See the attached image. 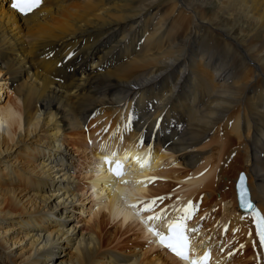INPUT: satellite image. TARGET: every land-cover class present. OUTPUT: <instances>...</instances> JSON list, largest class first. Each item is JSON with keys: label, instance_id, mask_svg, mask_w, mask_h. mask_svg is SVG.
Masks as SVG:
<instances>
[{"label": "bare ground", "instance_id": "obj_1", "mask_svg": "<svg viewBox=\"0 0 264 264\" xmlns=\"http://www.w3.org/2000/svg\"><path fill=\"white\" fill-rule=\"evenodd\" d=\"M3 2L0 90L14 99L0 104V264H181L133 208L207 168L188 194L215 263L263 264L233 210L242 171L264 213V0H43L25 17ZM137 136L180 165L153 173L170 182L126 187L94 166L108 141Z\"/></svg>", "mask_w": 264, "mask_h": 264}, {"label": "snow or ice", "instance_id": "obj_2", "mask_svg": "<svg viewBox=\"0 0 264 264\" xmlns=\"http://www.w3.org/2000/svg\"><path fill=\"white\" fill-rule=\"evenodd\" d=\"M41 3V0H14L13 7L17 9L20 13L27 15L33 9L38 7ZM106 131V130H105ZM123 137H121V141ZM137 146H139L137 144ZM106 147V146H102ZM117 155V152H112L111 156L114 158ZM136 162L140 164L141 168L147 167L150 165L151 157L135 158ZM104 163L108 165L109 171L112 174L119 178L124 175V165L120 161H115L108 156L104 157ZM155 178H149L148 181H137V183H147L151 182ZM128 183L127 181H123ZM246 177L244 174H241L238 182L239 188V199L240 206L245 208H252L253 205L246 200L247 192L245 190ZM164 198L157 197L150 201H141L139 202L140 211L137 215H140L144 212L154 213L149 215L143 223H152L153 226L149 228V231L153 233L158 239V243L171 251L181 260H188L189 254L191 252V239L190 236L198 232V228H188L187 223L193 217V211L195 206L189 201L185 206L177 208L175 205L171 206L172 211L175 213L174 217L167 221L166 228L167 234L161 233L156 230L155 223L161 221L168 213L167 208L160 209L156 211L158 201H162ZM138 205H132V207H137ZM253 223L256 229V236L260 242V246L264 248V217H261L258 213L253 214ZM243 247V246H242ZM210 257V253H205L203 257L199 260L193 259L190 264H207V261Z\"/></svg>", "mask_w": 264, "mask_h": 264}, {"label": "rangeland", "instance_id": "obj_3", "mask_svg": "<svg viewBox=\"0 0 264 264\" xmlns=\"http://www.w3.org/2000/svg\"><path fill=\"white\" fill-rule=\"evenodd\" d=\"M8 2V0H4V5H5V3H7ZM135 51H137V50H135ZM1 77V76H0ZM4 87H5V85H4ZM8 89V88H7ZM7 89H2V90H0V99H1V101H0V104L1 103H5V101L6 100H8V99H10V97H12L11 99H14V95L13 94H11V93H9V94H6V91H7ZM93 164H94V166H96L95 164V161H93ZM96 169V168H95ZM87 170H89V168L87 169ZM100 170H97V172H99ZM93 172H95V170H93ZM93 178H95L96 179V177H93ZM98 178V177H97ZM92 192V190L91 189H89L88 190V194H90ZM195 194H197V192H195ZM91 198H93L94 199V197H91ZM89 212V211H88ZM88 217H90V212H89V216H88V214H84V220H86ZM111 227V225H108L107 226V230L108 231H111V230H113L114 228H110ZM236 233V230L235 231H233V234H235ZM241 253V254H240ZM238 254H240L239 256H241L242 255V251L241 252H239Z\"/></svg>", "mask_w": 264, "mask_h": 264}]
</instances>
